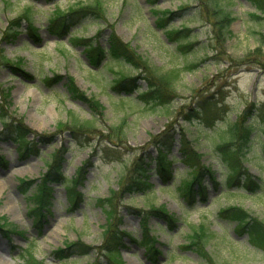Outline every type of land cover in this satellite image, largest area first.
<instances>
[{"label": "rangeland", "instance_id": "obj_1", "mask_svg": "<svg viewBox=\"0 0 264 264\" xmlns=\"http://www.w3.org/2000/svg\"><path fill=\"white\" fill-rule=\"evenodd\" d=\"M92 1L0 0V46L8 60L0 66V110L11 124L29 131L27 139L35 150L22 155L16 132L0 136V155L7 160L0 162V216L24 230L23 234L7 237L0 229V264H23L21 249L30 246L46 264H94L99 258L102 264H108L98 247L103 242L107 218L99 200L107 197H113L116 205L114 225L128 233L120 250V264H211L193 247H186L189 233L200 224L212 233L205 249L214 263L264 264V250L250 243L235 220L219 215L223 208L240 206L252 217L264 220V19L252 17L256 9L249 0H218L235 17L230 31L221 34L209 15L208 0H158L156 4L147 0H102L104 19L90 15L78 18L62 38L48 31V21L59 10L68 11L70 6ZM27 8L32 9L35 31L23 18L19 34L3 40L2 32L9 21L22 18ZM166 10L176 14L165 27H159L156 21ZM182 26L189 30L188 38L181 42H194L188 51H180L177 42L165 35L168 27ZM111 30L143 56L148 72L112 58L103 60L99 68L93 67L84 53L85 46L70 42L74 35L94 37L107 46ZM9 60L19 62L26 74L15 72ZM173 69L179 70L170 85L173 96L154 109L138 98V90L128 94L114 89L122 72L161 76ZM49 77L55 80L46 81ZM70 77L87 97L101 103L100 112L71 96L66 86ZM139 79V91L146 90L147 81ZM204 97L209 102L203 103ZM195 109H201V113L195 114ZM71 113L81 120H92L94 127L78 132L69 125L59 127L58 122ZM235 122L238 127L251 124L253 128L242 165L259 184L256 190L242 178L229 183L228 169L218 152L217 145L232 138L230 128ZM4 126L0 121V132H4ZM165 131L175 138L169 158L181 157L184 131L192 146L203 154L200 163L214 171L216 181L208 174L203 178L207 190L204 196L197 192L183 195L182 182L190 177L183 162H173V176L167 182L154 169L159 145L153 140ZM55 150H65L60 171L66 180L78 176L84 167L81 182L74 187L80 196L72 203L65 184L53 183L51 203L39 228L29 213L21 183L25 178L38 182ZM139 155L145 157L143 168L151 183L144 190L138 189L141 172L133 165ZM131 186L136 188L134 192L127 189ZM153 206H163L177 222L170 225L164 217L149 214ZM145 218L159 250L156 260L138 242ZM79 239L92 245L93 250L66 261L54 257L57 248Z\"/></svg>", "mask_w": 264, "mask_h": 264}, {"label": "trees", "instance_id": "obj_2", "mask_svg": "<svg viewBox=\"0 0 264 264\" xmlns=\"http://www.w3.org/2000/svg\"><path fill=\"white\" fill-rule=\"evenodd\" d=\"M255 7L256 11L253 13L252 17L254 19H264V0H249ZM149 4H156L158 0H147ZM209 5V15L214 17V22L219 26L218 29L221 34L228 33L230 31L229 26L234 20L232 12L223 7L218 0H208ZM156 13L159 11L154 10ZM23 17H15L9 21L8 27L2 32L3 40H12L17 34H19V27L22 25L21 20L27 18L30 22L31 30L32 27V9L27 8L25 12L21 13ZM106 14V9L103 6L102 0H93L88 4H75L69 7L68 11L57 12L52 18H50L48 31L55 34L57 37L62 38L64 35L70 32V29L74 26L78 18H85L87 16H92L95 19H104ZM176 14V11L166 10L160 15L156 23L159 27H165V23L170 18ZM188 27L182 26V28L171 27L165 30V35L168 40L177 42V48L182 50H190L194 42L185 41L181 42L183 39L188 38L187 31ZM35 31V30H34ZM36 33V32H35ZM37 36V33L35 34ZM70 42L76 45L83 44L85 46L84 53L91 65L94 67L100 66L101 62L106 58H112L113 60L125 61L130 64L135 69L146 68L148 72V63L144 61L143 56L138 55L131 46L124 42L115 32L111 30L108 35L107 46L101 45L95 38H84L79 36H72ZM261 43H264V32L261 35ZM3 48L0 46V66L8 60L3 55ZM10 61V60H9ZM5 64V63H4ZM9 65L13 68L15 72L23 73L20 63L16 61H10ZM196 66L195 64H192ZM191 66V65H190ZM190 66H187L190 68ZM179 76V70L173 69L161 76L155 75L153 72L149 74H144L133 76L128 73L122 72L119 79H116L114 83V89L122 91L123 93H132L134 90H138V98L142 100L143 103L149 105L151 109L162 106L170 101L173 96V92L170 87L171 83L176 80ZM139 78H144L147 81V89L144 91H139L140 86L137 84ZM55 78L49 77L46 81L52 82ZM68 92L71 96H74L82 101L88 103L95 111H99L102 107L101 103L94 97H87L85 92L81 91L74 82V78L70 77L67 83ZM170 87V88H169ZM204 102H209L207 97L202 98ZM203 104H200L202 107ZM92 108V109H93ZM200 108V107H199ZM100 112V111H99ZM195 114H200V111L195 109ZM187 118H190L189 116ZM0 121L4 123V132L2 134L9 133L13 136V132H16V141L20 146V153L23 155L29 151H35L30 147L31 142L27 139V134L29 131L25 130L23 126L13 125L8 121L3 110H0ZM59 127L70 126V129L78 132L85 130L89 127H94V122L92 120H81L76 114L71 113L70 116L65 121H59L57 124ZM11 131H8L11 128ZM121 127V125H120ZM119 127V128H120ZM231 131L233 132L232 138L224 139L223 142L217 145L218 152L220 154L223 165L228 169L229 183L237 182L241 178L248 181V185L253 187L254 190L258 189L259 184L251 178V174L248 172L247 168H244L242 161L247 154L248 142L253 133L252 125L243 124L238 127L237 122L231 126ZM153 143H158L159 148L155 170H159L162 173V177L167 182V178H172V164L176 160H180L187 166V172L190 176L185 178L182 182L181 191L185 196H192L195 192L204 196L206 194V185L203 183V178L208 174V176L216 181L214 176V171L204 164L200 163V157L203 155L199 153L186 138L184 131L181 133L180 137V158L172 156L169 158V153L174 145L175 138L170 135H166V131L154 137ZM23 148V149H22ZM65 151V150H64ZM64 151L55 150L52 154V159L46 160L47 170L42 174V177L38 182L34 180H29L27 178L22 179L21 186L24 193L27 196L29 203V213L34 217L35 226L41 228L43 225V218L45 217V211H48L51 203V194L53 190V183L62 182L65 184L68 192L70 201L73 203L78 202V197L80 196L74 187L81 182L83 169L82 167L78 176L71 177L66 180L62 177L61 168ZM145 157L144 155H139L133 165L137 171L141 172V177L138 181L139 190H144L145 187L150 186L151 183L148 182L147 171L143 168ZM0 162L7 163V160L0 155ZM250 180V185H249ZM34 185V190H30L32 185ZM74 184V185H73ZM129 192H134L135 187L131 186L127 188ZM28 193V195H27ZM99 205L103 211L107 214L106 222L103 229V242L100 246V256L105 257L108 264H120L121 263V247L125 245L126 232L120 230L117 225H114L115 218L117 217L116 205L114 203L113 197H107L99 200ZM148 213L156 214L157 216L164 217L167 222L172 225L177 222L176 218L168 213L163 206H153ZM219 215L225 216L237 222V228L241 232H245L249 236V241L252 245L264 250V220L252 217L250 213L240 206H230L223 208L219 211ZM144 233L143 236L138 240L139 243L145 246L148 255L156 260V253H158V248L155 245L154 234H149L150 229L147 226L146 218L143 223ZM0 229L3 234L10 237L12 233L23 234L24 230H19L11 223L5 222L3 216H0ZM212 233L209 232L208 228L204 224H200L195 227L189 233V244L186 247H193L195 251L201 255L204 259H209L208 262L214 263L210 258L211 256L206 251L205 247L207 241ZM135 240V239H133ZM31 243H28V246ZM93 246L82 242L80 239L75 242H68L65 244L64 248H57L54 251V257L59 260L66 261L73 255H84L88 254L93 250ZM20 257L23 260V264H46L44 260L37 258L35 252L32 250L31 246L22 248L20 252ZM94 264H102L100 258L94 262Z\"/></svg>", "mask_w": 264, "mask_h": 264}]
</instances>
